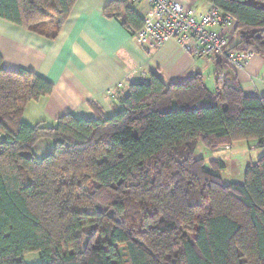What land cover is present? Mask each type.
Wrapping results in <instances>:
<instances>
[{
  "label": "trees",
  "instance_id": "trees-1",
  "mask_svg": "<svg viewBox=\"0 0 264 264\" xmlns=\"http://www.w3.org/2000/svg\"><path fill=\"white\" fill-rule=\"evenodd\" d=\"M77 0H0V18L55 39ZM235 19L228 50L264 59V0H201ZM128 0L103 10L135 36L144 20ZM227 62L213 87L201 74L130 83L112 115L22 122L53 85L2 67L0 264H264V155L242 183H224L222 159L195 157L235 141L264 145V96H247ZM230 68V67H229ZM51 140V154H33Z\"/></svg>",
  "mask_w": 264,
  "mask_h": 264
},
{
  "label": "crops",
  "instance_id": "crops-1",
  "mask_svg": "<svg viewBox=\"0 0 264 264\" xmlns=\"http://www.w3.org/2000/svg\"><path fill=\"white\" fill-rule=\"evenodd\" d=\"M112 1L120 0H77L55 39L0 18L2 67L33 72L53 85L49 95L27 104L22 122L50 126L67 114L93 119L95 105L112 115L128 84L148 81L152 75L171 82L201 74L213 87L218 63L223 61L213 55L194 56L175 40L156 49L139 44L119 18L104 14ZM178 1L196 11L209 7L201 0ZM130 6L143 20L151 9L146 0ZM226 66L247 96H264L263 58L253 54L243 69ZM53 148L51 140H40L32 151L41 159Z\"/></svg>",
  "mask_w": 264,
  "mask_h": 264
},
{
  "label": "built area",
  "instance_id": "built-area-1",
  "mask_svg": "<svg viewBox=\"0 0 264 264\" xmlns=\"http://www.w3.org/2000/svg\"><path fill=\"white\" fill-rule=\"evenodd\" d=\"M143 0H128L136 4ZM150 11L143 26L135 34L136 41L149 49H156L175 40L194 56H216L233 67L243 69L252 52L228 50L235 19L212 3L208 9L196 11L178 0H146Z\"/></svg>",
  "mask_w": 264,
  "mask_h": 264
},
{
  "label": "rangeland",
  "instance_id": "rangeland-1",
  "mask_svg": "<svg viewBox=\"0 0 264 264\" xmlns=\"http://www.w3.org/2000/svg\"><path fill=\"white\" fill-rule=\"evenodd\" d=\"M235 41L236 38H233L231 43ZM229 147L231 148L229 149ZM262 155H264V145H258L257 141L253 139L248 141H235L230 144L221 145L214 150L207 149L202 144H199L195 150V157L203 158L206 163L217 158L223 160L225 167L221 171V177L224 183H242L244 181V170L246 166L256 162ZM122 254V263L130 264L125 251H122ZM24 263L42 264L44 260L40 257L39 253L33 252L24 256Z\"/></svg>",
  "mask_w": 264,
  "mask_h": 264
}]
</instances>
